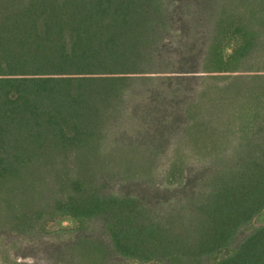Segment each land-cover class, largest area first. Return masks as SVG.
<instances>
[{
  "label": "trees",
  "instance_id": "16d2710c",
  "mask_svg": "<svg viewBox=\"0 0 264 264\" xmlns=\"http://www.w3.org/2000/svg\"><path fill=\"white\" fill-rule=\"evenodd\" d=\"M240 70L262 83L221 89L250 99L236 151L110 172L203 130L199 74ZM4 233L55 264H264V0H0Z\"/></svg>",
  "mask_w": 264,
  "mask_h": 264
},
{
  "label": "rangeland",
  "instance_id": "374dc122",
  "mask_svg": "<svg viewBox=\"0 0 264 264\" xmlns=\"http://www.w3.org/2000/svg\"><path fill=\"white\" fill-rule=\"evenodd\" d=\"M228 1L237 2V0ZM255 73L254 71L240 70L228 74H199V83L203 85L201 89H204L206 94L204 97L205 102L197 106V115L195 117L197 119L203 118L205 124L202 125V128L204 129H193L190 130V133L175 138L169 148L153 161H150L149 157L151 156H148L145 151L143 153H134L124 148L106 151L105 157L119 164L118 167H111L112 170L110 172L122 178L129 175L139 178L144 175L145 168L152 164L148 175L163 176L166 179V183L169 184L168 178L173 177L176 182L179 180L180 169L185 166H201L209 162L215 155L236 151L235 146H240L241 139L245 134L241 128L245 126L246 130L251 132L255 123L254 121L245 120L242 116L238 117L237 114L240 113H232L231 110L234 107L237 108L235 110H241L240 106L242 107L243 102L250 99L245 100L242 93L240 95L227 94L230 99L220 102L226 95H223V90L221 89L227 83L233 82L234 77H238L235 80L238 87V89H235L236 92L238 90H248L249 86H257L262 82L254 80V75L252 74ZM252 102L250 101V103ZM138 113L145 117V108L138 109ZM131 118L126 125V129L134 130L137 125L135 124L136 122L134 123L135 118L133 116ZM141 126L143 127V125ZM130 167L133 169L130 170ZM13 237L7 233L0 234V264H55L53 262L54 259L51 260L48 257L51 254H46L49 251L46 248L43 250L37 249L38 251L24 248V246L21 248L19 242ZM57 264L69 263L64 261L62 263L57 262ZM78 264L81 263L79 262Z\"/></svg>",
  "mask_w": 264,
  "mask_h": 264
}]
</instances>
